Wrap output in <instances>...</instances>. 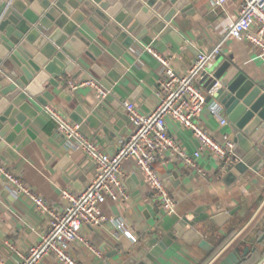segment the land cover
<instances>
[{
  "label": "crops",
  "instance_id": "crops-1",
  "mask_svg": "<svg viewBox=\"0 0 264 264\" xmlns=\"http://www.w3.org/2000/svg\"><path fill=\"white\" fill-rule=\"evenodd\" d=\"M190 1L194 11L188 14L177 12L172 18L176 24L174 29L186 46L179 45L168 33L158 36L149 30V44L137 41L133 46L124 49L119 57L109 49L102 37H96L94 41L102 49V56L91 60L82 55L85 64L78 61L70 72L63 71L57 77V87L45 86L44 89L53 93V98L47 104L56 107L68 119L75 107H81V110L90 115L93 127L84 122L79 124L80 127L108 152L113 146L108 144L100 129L95 132L94 127L100 121L98 117L91 115L90 110L98 100L104 101L112 110L121 109L125 100L134 102L143 112L152 109L157 99L158 61L146 50L147 45L169 57L171 67L181 74L187 72L198 52H206L220 44L222 58L232 61L255 82L264 83V54H261L260 47L252 42L228 36L224 30L227 20L225 12L220 7H214L212 0ZM118 59H122L124 64L115 68L118 78L112 80L106 96L100 97L90 87L76 90L67 88L68 79H81L91 75L100 80L91 65L97 64L108 71ZM81 66L82 70L73 77ZM194 80L205 89L206 82L201 73ZM61 93L69 97L70 101L64 99V96L61 97ZM30 104L38 111L30 127L42 144L38 146L31 140L15 153L16 158L3 149L1 154L4 160L0 161L34 192L51 203L63 206L66 201L61 197L62 189L66 188L75 193L82 191L93 176L94 163L82 151L69 145L66 138L57 131L53 120L45 119L43 106L33 99ZM209 104H214L219 113L213 114ZM220 116L227 119L224 109L213 99L198 113L196 122L216 138L225 134L233 137L234 132L228 119L227 123L222 124L219 121ZM166 123L171 137L191 155L197 147L192 131L169 117ZM130 128L132 127L129 124L122 123L119 127L123 131L122 135H117L112 140L115 148L120 145ZM195 162L196 167H191L181 157L172 155L169 151L155 159L156 170L176 200L174 212L165 214L160 210L135 160L132 157L124 159L121 168L127 196H118L115 199L107 196L101 205L105 220L98 225L81 227L82 235L100 255L73 241L70 243V252L78 263L122 264L129 256H134L137 259L134 264H148L142 261V257L149 249V239L161 237L181 217H190V213L198 206L204 208L205 211L201 212L203 215L204 212L213 215L234 210L220 226L208 220L198 222L197 227L202 231L203 238L212 245L211 250L206 251L195 243L177 241L149 264H200L203 259L204 264H219L234 248L253 241L264 228V197L261 199L264 190V164L258 170L248 167L242 178L235 175L229 178L227 169H223L218 164V159L211 154L202 153ZM4 190L7 192L3 195ZM250 211L251 215L242 222ZM49 220L47 214H40L34 209L28 197L14 195L0 175V235L3 236L0 238V257L4 264H17L20 261L18 251L23 252L38 242L41 234L48 229ZM120 221L136 237V241L121 235L122 230L117 228ZM37 264L62 263L53 255H46Z\"/></svg>",
  "mask_w": 264,
  "mask_h": 264
},
{
  "label": "water",
  "instance_id": "water-1",
  "mask_svg": "<svg viewBox=\"0 0 264 264\" xmlns=\"http://www.w3.org/2000/svg\"><path fill=\"white\" fill-rule=\"evenodd\" d=\"M192 10L190 0H0V159L4 160L3 149L16 158L15 153L31 140L38 146L42 144L30 127L38 113L30 101L46 105L53 93L44 89L45 86L57 87V77L63 71L70 72L78 61L85 64L82 55L91 60L102 56V49L94 41L96 37H102L119 57L137 41L149 44V30L158 36L168 33L179 45L186 46L174 29L176 24L172 18L177 12L188 14ZM120 64H124L122 59L108 71L97 64L91 68L108 90L112 80L118 78L115 68ZM200 73L206 82L205 90L213 88V93L206 95V101H217L234 132L233 154L224 167L227 177L242 178L248 167L258 170L264 164V83L255 82L220 54ZM64 99L70 101L69 97ZM90 112L99 118L95 132L100 129L104 133L108 144L113 146L108 150L112 154L115 150L112 140L123 132L119 127L122 123L129 124L124 107L112 110L98 100ZM69 118L93 127L90 115L79 106ZM202 211L204 208L198 206L190 217H181L161 237L150 238L142 261L153 262L177 241L195 243L210 251L212 245L203 238L198 222L208 220L220 226L234 210L213 215L206 212L203 215ZM263 237L264 232L258 241ZM254 249L245 245L239 254L236 247L219 264H239ZM136 261V257L129 256L122 264ZM256 264H264V255Z\"/></svg>",
  "mask_w": 264,
  "mask_h": 264
},
{
  "label": "built area",
  "instance_id": "built-area-1",
  "mask_svg": "<svg viewBox=\"0 0 264 264\" xmlns=\"http://www.w3.org/2000/svg\"><path fill=\"white\" fill-rule=\"evenodd\" d=\"M212 3L225 12L227 20L224 30L228 36L252 42L264 54V0H212ZM145 47L158 61L157 99L148 112L141 111L132 101H123L132 128L112 154L101 148L78 123L68 119L56 107L49 104L43 106L45 119L53 120L57 131L66 138L69 145L82 151L94 163L93 176L82 191L75 193L62 189L61 197L66 204L60 206L49 202L0 161V175L5 185L14 195L28 197L38 213L47 214L50 218L49 227L41 234L38 242L23 252L18 251L20 261L17 264H37L46 255H53L62 264H79L70 252V243L73 241L100 255L80 230L83 225H98L105 220L101 205L107 196L113 199L127 196L121 168L124 159L132 157L135 160L160 210L171 214L176 200L154 166L156 158L169 151L170 154L181 157L191 167H196L195 159L202 153H208L215 156L224 169L232 156L234 142L231 136L225 134L216 138L196 122L198 113L210 101H206V95H211L213 88L203 89L196 84L194 78L214 62L215 57L220 54L221 45L216 44L206 52H198L187 72L181 74L171 67L169 57L149 45ZM66 86L69 90L90 87L100 97L109 92L91 75L81 79H68ZM209 108L213 114L219 113L214 104H209ZM168 117L192 131L197 147L191 155L169 134L166 123ZM219 121L222 124L228 122L224 116H220ZM117 228L122 230L123 237L136 241V237L124 228L122 221L117 223ZM0 264H4L1 257Z\"/></svg>",
  "mask_w": 264,
  "mask_h": 264
},
{
  "label": "trees",
  "instance_id": "trees-1",
  "mask_svg": "<svg viewBox=\"0 0 264 264\" xmlns=\"http://www.w3.org/2000/svg\"><path fill=\"white\" fill-rule=\"evenodd\" d=\"M221 163V162H219ZM264 197V190H263V193L261 195V199ZM254 208H252L253 210ZM252 211H250V213L248 215H246V217L242 220V222L247 219L250 215H251ZM234 231V230H232ZM263 233L264 230L262 231V229L259 231V236H260V233ZM261 233V234H262ZM229 234V233H228ZM228 237V235H227ZM227 237L225 238V240L227 239ZM252 246L255 247L254 251H250L249 254H247L246 258L244 260H242V262H240L239 264H252L251 262L253 261L254 258H259V256L262 254L263 252V249H264V237L262 238L261 241H259L258 243L255 242ZM208 257V256H207ZM204 259L201 261L200 264H204Z\"/></svg>",
  "mask_w": 264,
  "mask_h": 264
},
{
  "label": "flooded vegetation",
  "instance_id": "flooded-vegetation-1",
  "mask_svg": "<svg viewBox=\"0 0 264 264\" xmlns=\"http://www.w3.org/2000/svg\"><path fill=\"white\" fill-rule=\"evenodd\" d=\"M263 230H264V229H263ZM256 240H257V239L255 238V239H254L253 241H251V242H246V243L240 245V246L238 247V252H239V254H242L245 245H249V248L253 247L252 245H253L255 242H257ZM260 241H261V240H260ZM249 252H250V251H249ZM249 252H248L247 254H249ZM247 254H246V255H247Z\"/></svg>",
  "mask_w": 264,
  "mask_h": 264
},
{
  "label": "rangeland",
  "instance_id": "rangeland-1",
  "mask_svg": "<svg viewBox=\"0 0 264 264\" xmlns=\"http://www.w3.org/2000/svg\"><path fill=\"white\" fill-rule=\"evenodd\" d=\"M264 229V228H263ZM263 229H262V231H263ZM262 233V232H261ZM261 233H260V235H261ZM260 236L258 235L257 237H256V241L258 242V238H259ZM264 255V249H263V252H262V254L259 256V258H254L253 259V261L251 262L252 264H256L257 263V261L262 257Z\"/></svg>",
  "mask_w": 264,
  "mask_h": 264
}]
</instances>
